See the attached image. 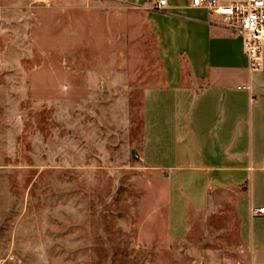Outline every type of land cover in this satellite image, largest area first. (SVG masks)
I'll use <instances>...</instances> for the list:
<instances>
[{"label":"rangeland","instance_id":"rangeland-1","mask_svg":"<svg viewBox=\"0 0 264 264\" xmlns=\"http://www.w3.org/2000/svg\"><path fill=\"white\" fill-rule=\"evenodd\" d=\"M140 10L0 0V264H250L237 188L142 159L165 68Z\"/></svg>","mask_w":264,"mask_h":264},{"label":"crops","instance_id":"crops-1","mask_svg":"<svg viewBox=\"0 0 264 264\" xmlns=\"http://www.w3.org/2000/svg\"><path fill=\"white\" fill-rule=\"evenodd\" d=\"M107 1L141 9L165 68V84L144 93L143 161L169 176L196 175L207 195L214 181L237 188L241 244L250 264H264V213L251 212L264 208V47L260 69L248 73L242 39L190 0L162 9L155 0Z\"/></svg>","mask_w":264,"mask_h":264},{"label":"built area","instance_id":"built-area-1","mask_svg":"<svg viewBox=\"0 0 264 264\" xmlns=\"http://www.w3.org/2000/svg\"><path fill=\"white\" fill-rule=\"evenodd\" d=\"M156 8L167 5L166 0H155ZM190 7L204 8L225 23L229 32L242 39L248 73L261 67L264 47V0H241L220 5L215 0H190ZM253 215H261L264 208L251 209Z\"/></svg>","mask_w":264,"mask_h":264},{"label":"water","instance_id":"water-1","mask_svg":"<svg viewBox=\"0 0 264 264\" xmlns=\"http://www.w3.org/2000/svg\"><path fill=\"white\" fill-rule=\"evenodd\" d=\"M215 183H217L218 184V186H224L222 183H220V182H216V181H214ZM217 184H214L213 183V185H217Z\"/></svg>","mask_w":264,"mask_h":264}]
</instances>
